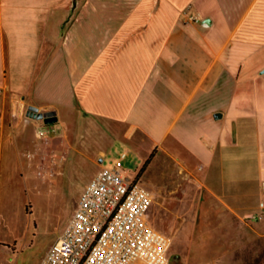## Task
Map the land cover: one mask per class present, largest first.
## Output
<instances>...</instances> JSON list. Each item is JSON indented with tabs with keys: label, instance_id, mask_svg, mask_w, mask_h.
<instances>
[{
	"label": "crops",
	"instance_id": "1",
	"mask_svg": "<svg viewBox=\"0 0 264 264\" xmlns=\"http://www.w3.org/2000/svg\"><path fill=\"white\" fill-rule=\"evenodd\" d=\"M77 5L0 0V89L55 113V153L83 141L84 126L95 163L123 133L142 155L134 177L154 171L159 188L164 162L182 164L186 188L200 194L185 199L181 226L216 227L219 241L230 227L238 240L264 239V0H139L130 12L105 10L98 31L90 16L81 25ZM27 122L0 117V195L20 144L34 143ZM14 243L0 235V264L19 254Z\"/></svg>",
	"mask_w": 264,
	"mask_h": 264
},
{
	"label": "rangeland",
	"instance_id": "2",
	"mask_svg": "<svg viewBox=\"0 0 264 264\" xmlns=\"http://www.w3.org/2000/svg\"><path fill=\"white\" fill-rule=\"evenodd\" d=\"M138 2L78 0L77 10L85 17L81 25H86L90 16L98 31L103 28L105 10L130 12ZM70 26L69 22L65 24V32ZM28 107L22 98L0 89L1 123L11 125L10 120L13 123L19 119L27 120V139L34 140V143L20 144L24 151L22 157L15 156L10 172L3 174L1 179L0 235L16 240L18 244L14 243L12 248L19 251L18 255L7 259L6 264H39L66 229L78 207L82 187L89 178L102 166L114 167L123 158V153V168L134 177L142 156L127 144L122 133L113 143L105 141L107 146L101 148L106 156L103 162L95 163L93 158L99 147L92 143L93 135L84 126L80 129L81 134L85 133L83 141L71 138L67 151L55 153V139L52 138L55 133L40 135L38 126L47 128L50 125L47 126L44 120L29 119L26 116ZM52 126L58 129V134L62 133L59 125ZM161 167L160 188L153 181L154 171L140 175L143 174L142 185L155 195L150 219H154V214L158 216L163 230L157 229L167 233L172 242L170 264H264V239L254 238V233L242 232L238 240L235 230L230 227L226 230V241H219L216 227H196L194 230L181 226L179 210L184 208L185 199H198L200 188L198 185L191 190L186 188L188 180L184 178L182 164L166 160ZM186 190H189L188 194ZM211 218L215 220V211ZM6 219L8 221H4Z\"/></svg>",
	"mask_w": 264,
	"mask_h": 264
},
{
	"label": "built area",
	"instance_id": "3",
	"mask_svg": "<svg viewBox=\"0 0 264 264\" xmlns=\"http://www.w3.org/2000/svg\"><path fill=\"white\" fill-rule=\"evenodd\" d=\"M185 19L199 21L190 12ZM38 133L49 130L39 127ZM123 158L87 184L66 229L39 264H170L172 242L149 215L154 195L123 168ZM259 208L264 213V199Z\"/></svg>",
	"mask_w": 264,
	"mask_h": 264
},
{
	"label": "water",
	"instance_id": "4",
	"mask_svg": "<svg viewBox=\"0 0 264 264\" xmlns=\"http://www.w3.org/2000/svg\"><path fill=\"white\" fill-rule=\"evenodd\" d=\"M264 73V71H263ZM26 116L29 119H38V120H44L46 125L54 124L58 121L56 117H48L45 113H41L39 108L35 106H29Z\"/></svg>",
	"mask_w": 264,
	"mask_h": 264
},
{
	"label": "trees",
	"instance_id": "5",
	"mask_svg": "<svg viewBox=\"0 0 264 264\" xmlns=\"http://www.w3.org/2000/svg\"><path fill=\"white\" fill-rule=\"evenodd\" d=\"M45 114H46L48 117H56L54 112H46ZM149 161H150V160H148V161L146 162V164H148ZM145 166H146V165H145ZM145 166H144V167H145Z\"/></svg>",
	"mask_w": 264,
	"mask_h": 264
}]
</instances>
